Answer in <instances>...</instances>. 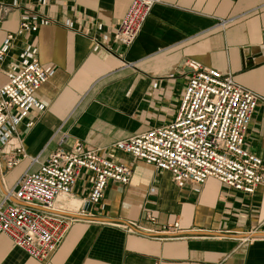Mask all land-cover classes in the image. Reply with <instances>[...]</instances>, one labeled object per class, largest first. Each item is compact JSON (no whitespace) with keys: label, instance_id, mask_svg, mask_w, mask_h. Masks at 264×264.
I'll return each mask as SVG.
<instances>
[{"label":"crops","instance_id":"obj_1","mask_svg":"<svg viewBox=\"0 0 264 264\" xmlns=\"http://www.w3.org/2000/svg\"><path fill=\"white\" fill-rule=\"evenodd\" d=\"M13 1L0 0V49L28 11L53 23L15 40L0 61V88L27 44L53 74L37 94L45 110L33 109L0 152V203L27 170L77 143L126 164L133 177L127 185L110 182L102 203L91 207L85 200L94 176L83 172L72 196L56 203L77 220L56 251L37 261L1 234L0 264H264V187L246 195L210 178L178 188L171 173L115 148L175 120L186 64L196 61L261 97L245 148L264 169V0H163L129 48L113 38L132 0ZM19 147L26 157L9 169L6 160ZM34 157L40 164L32 166Z\"/></svg>","mask_w":264,"mask_h":264},{"label":"built area","instance_id":"obj_2","mask_svg":"<svg viewBox=\"0 0 264 264\" xmlns=\"http://www.w3.org/2000/svg\"><path fill=\"white\" fill-rule=\"evenodd\" d=\"M18 1L14 0L12 6H18ZM162 1L132 0L113 41L129 48L152 9ZM20 21L18 31L4 41L0 61L18 37L28 39L41 27L53 23L34 11L23 14ZM228 24L226 20L220 22L223 27ZM73 26V22L65 24L67 29ZM108 39V36L103 38ZM101 47L99 42L95 43V51ZM186 67L189 77L175 120L162 128L120 141L115 144L116 150L171 173L178 188L187 184L201 186L213 178L236 192L254 194L264 187L263 162L245 148V139L261 97L219 70L196 61H189ZM52 74L39 63L38 49L27 44L12 67L9 81L0 88V152H4L33 109L45 110L37 94ZM67 141L68 136L64 135L60 147ZM24 157L21 147L14 149V155L6 160L7 167H17ZM31 164H40L39 157L32 158ZM83 172L94 176L85 200L91 207L102 203L110 182L127 185L133 177L132 169L126 164L104 158L81 143L72 152L60 149L37 170H27L16 189L8 192L0 203V235L10 237L14 246L32 259L47 260L77 221L61 215L56 203L72 196ZM11 198L19 205L9 203ZM178 227L179 224L173 225L175 230Z\"/></svg>","mask_w":264,"mask_h":264},{"label":"water","instance_id":"obj_3","mask_svg":"<svg viewBox=\"0 0 264 264\" xmlns=\"http://www.w3.org/2000/svg\"><path fill=\"white\" fill-rule=\"evenodd\" d=\"M61 215H63V216H65L66 214H62V213H60ZM75 218H77V217H75Z\"/></svg>","mask_w":264,"mask_h":264},{"label":"bare ground","instance_id":"obj_4","mask_svg":"<svg viewBox=\"0 0 264 264\" xmlns=\"http://www.w3.org/2000/svg\"><path fill=\"white\" fill-rule=\"evenodd\" d=\"M63 200H65V199H63Z\"/></svg>","mask_w":264,"mask_h":264}]
</instances>
